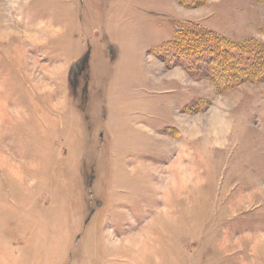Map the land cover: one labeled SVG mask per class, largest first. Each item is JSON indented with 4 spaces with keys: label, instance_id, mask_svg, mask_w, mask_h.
<instances>
[{
    "label": "rangeland",
    "instance_id": "374dc122",
    "mask_svg": "<svg viewBox=\"0 0 264 264\" xmlns=\"http://www.w3.org/2000/svg\"><path fill=\"white\" fill-rule=\"evenodd\" d=\"M0 264H264V0H0Z\"/></svg>",
    "mask_w": 264,
    "mask_h": 264
},
{
    "label": "trees",
    "instance_id": "16d2710c",
    "mask_svg": "<svg viewBox=\"0 0 264 264\" xmlns=\"http://www.w3.org/2000/svg\"><path fill=\"white\" fill-rule=\"evenodd\" d=\"M185 30H186V28H185ZM201 34H206L205 32L204 33H201ZM206 36V35H205ZM201 38L203 39V36H201ZM192 41V40H191Z\"/></svg>",
    "mask_w": 264,
    "mask_h": 264
}]
</instances>
